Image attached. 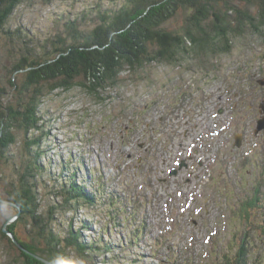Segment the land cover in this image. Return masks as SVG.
I'll use <instances>...</instances> for the list:
<instances>
[{
	"label": "rangeland",
	"instance_id": "374dc122",
	"mask_svg": "<svg viewBox=\"0 0 264 264\" xmlns=\"http://www.w3.org/2000/svg\"><path fill=\"white\" fill-rule=\"evenodd\" d=\"M126 2L25 0L6 26L11 32L20 28L22 39L0 32V105H14L17 91L10 78L20 48L36 44V53L38 46L50 48L55 36L65 35V22L74 19L79 30L88 32L103 13ZM185 16L179 13L166 29L181 28ZM232 41L228 53L126 70L102 99L79 86L46 92L40 107L44 159L39 162L46 168L37 177L38 211L46 217L50 207H59L60 198L52 195L59 190L55 179L68 163L79 169V180L97 190L96 204L80 203L75 215L60 209L52 228L63 238L69 224L76 231L85 221L90 230L81 231L82 239L95 240L103 230L102 240L111 247L109 253L88 257L71 248L56 255L59 264H226L242 242L249 250L247 264H264L259 228L264 221V130L254 134L264 100V87L257 83L264 79V31L246 27ZM16 77L20 90L24 77ZM12 133L16 142L5 156L0 153V228L9 218L5 225L14 224L21 241L40 243L48 252L29 220L16 221V207L7 201L9 194L16 196L29 163L24 143L30 133L16 128ZM253 196L258 201L245 214L241 204ZM16 257L0 236V264H20Z\"/></svg>",
	"mask_w": 264,
	"mask_h": 264
},
{
	"label": "trees",
	"instance_id": "16d2710c",
	"mask_svg": "<svg viewBox=\"0 0 264 264\" xmlns=\"http://www.w3.org/2000/svg\"><path fill=\"white\" fill-rule=\"evenodd\" d=\"M24 1L0 0V32L22 39L20 28L11 32L6 26ZM181 12L186 13L184 25L176 30H167L165 25L168 21ZM99 19L100 22L88 32L79 30L75 19L65 22V35L55 36L49 43L50 48L46 44L38 46V53L36 44L30 49L20 48L19 59L11 70L10 78L11 88L17 91L14 105H0L2 156L16 142L13 128L23 131L25 135L30 133L24 143L29 158L28 169L20 181L16 196L9 194L7 201L11 203L10 206L15 205V215L20 211L16 221L29 220L31 232L45 242L48 252L38 246L40 243L36 246L32 242L21 241L13 229L14 224L7 225L6 230L14 235L22 248L51 264H59L56 255L62 257L63 251L71 248L82 257H88L109 253L111 247L102 240L103 230L98 234L101 236L85 242L81 231L90 230V225L85 221L78 222L76 231L69 224L63 238L52 228L53 216L60 209L75 215L80 203L89 207L96 204L97 190L93 191L85 181L79 180V169L72 170L68 163L61 165V174L55 179L59 190L52 195L60 198L59 207H50L46 217L38 211L35 192L37 177L42 176L46 168L39 163L44 159V122L40 107L46 92H67L79 86L102 99L101 94L115 87L119 76L126 70L136 71L152 63L176 64L183 57L191 55L203 57L228 53L232 49L233 37L242 35L246 27L259 33L264 31V0H127L117 11L105 12ZM21 42L26 43L25 40ZM17 75L24 77L20 90L15 83ZM256 201L258 197L253 196L252 200L241 204L245 214L247 208L255 206ZM8 220L2 224L0 236L7 242L8 248L16 253V260L20 264H42L18 249L2 232ZM259 228L264 237V221ZM131 240L137 243V234H132ZM248 256L249 250L242 242L233 261L227 260L226 264H247Z\"/></svg>",
	"mask_w": 264,
	"mask_h": 264
},
{
	"label": "water",
	"instance_id": "95a60500",
	"mask_svg": "<svg viewBox=\"0 0 264 264\" xmlns=\"http://www.w3.org/2000/svg\"><path fill=\"white\" fill-rule=\"evenodd\" d=\"M260 86L264 87V79H261L257 82ZM259 113H260V118L259 120L257 121V124H256V128L254 130V134L255 135H258L261 131L264 130V100L260 103L259 105ZM240 137V136H239ZM237 144H235L236 146L240 147V140L237 139ZM181 167V165H180ZM176 173V171L174 170L171 175H174ZM1 201V200H0ZM13 206H15L14 204H12ZM20 214V211L17 213V215L15 216L16 218H18ZM9 223V222H8ZM3 233L6 234V236H8L12 242L15 244V246L17 248H19L21 251L29 254L31 257H33L34 259L40 261L41 263L43 264H51L50 262H48L46 259L42 258V257H39L35 254H32L30 252H28L27 250H25L24 248H22L20 246V244L15 240L14 236L12 234H10L7 230H6V225L3 227Z\"/></svg>",
	"mask_w": 264,
	"mask_h": 264
},
{
	"label": "clouds",
	"instance_id": "9594fccd",
	"mask_svg": "<svg viewBox=\"0 0 264 264\" xmlns=\"http://www.w3.org/2000/svg\"><path fill=\"white\" fill-rule=\"evenodd\" d=\"M4 208H7L8 207V205L5 203V204H3L2 205Z\"/></svg>",
	"mask_w": 264,
	"mask_h": 264
},
{
	"label": "bare ground",
	"instance_id": "6f19581e",
	"mask_svg": "<svg viewBox=\"0 0 264 264\" xmlns=\"http://www.w3.org/2000/svg\"><path fill=\"white\" fill-rule=\"evenodd\" d=\"M202 149V148H201ZM176 157V156H175Z\"/></svg>",
	"mask_w": 264,
	"mask_h": 264
}]
</instances>
